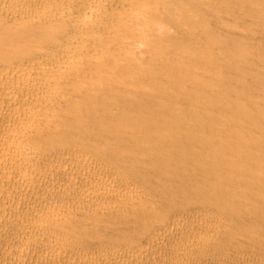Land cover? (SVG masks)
<instances>
[{"label":"bare ground","instance_id":"obj_1","mask_svg":"<svg viewBox=\"0 0 264 264\" xmlns=\"http://www.w3.org/2000/svg\"><path fill=\"white\" fill-rule=\"evenodd\" d=\"M0 264H264V0H0Z\"/></svg>","mask_w":264,"mask_h":264}]
</instances>
